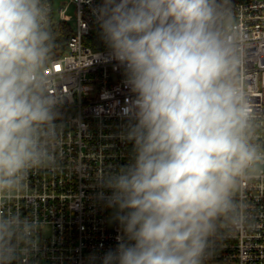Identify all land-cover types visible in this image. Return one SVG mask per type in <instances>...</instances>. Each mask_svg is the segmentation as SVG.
Listing matches in <instances>:
<instances>
[{"label": "clouds", "instance_id": "clouds-1", "mask_svg": "<svg viewBox=\"0 0 264 264\" xmlns=\"http://www.w3.org/2000/svg\"><path fill=\"white\" fill-rule=\"evenodd\" d=\"M51 13L49 0H0V264L39 252L45 224L10 205L31 172L60 166ZM93 14L133 99L128 163L93 184L120 234L89 264H208L221 237L252 227L244 185L264 179L232 0H100Z\"/></svg>", "mask_w": 264, "mask_h": 264}, {"label": "built area", "instance_id": "built-area-1", "mask_svg": "<svg viewBox=\"0 0 264 264\" xmlns=\"http://www.w3.org/2000/svg\"><path fill=\"white\" fill-rule=\"evenodd\" d=\"M53 26L68 24L66 50L50 71L62 77L63 130L60 166L30 173L26 192L10 205L34 215L45 229L40 250L20 264H89L117 244L113 210L98 198V174L128 163L130 143L119 138L133 99L124 69L101 38L93 9L100 0H49ZM237 27L245 34L242 82L257 111L264 113V0L232 1ZM72 9V16L68 12ZM56 91V89H53ZM252 227L221 237L208 264H264V179L244 185Z\"/></svg>", "mask_w": 264, "mask_h": 264}, {"label": "trees", "instance_id": "trees-1", "mask_svg": "<svg viewBox=\"0 0 264 264\" xmlns=\"http://www.w3.org/2000/svg\"><path fill=\"white\" fill-rule=\"evenodd\" d=\"M238 3L248 2L250 0H232ZM53 30L56 33V47L54 49V58L59 57L66 50V43L71 35V29L68 24L60 23L53 26Z\"/></svg>", "mask_w": 264, "mask_h": 264}, {"label": "rangeland", "instance_id": "rangeland-1", "mask_svg": "<svg viewBox=\"0 0 264 264\" xmlns=\"http://www.w3.org/2000/svg\"><path fill=\"white\" fill-rule=\"evenodd\" d=\"M69 16H72V9L68 12Z\"/></svg>", "mask_w": 264, "mask_h": 264}]
</instances>
